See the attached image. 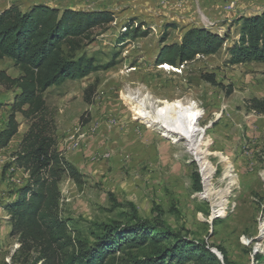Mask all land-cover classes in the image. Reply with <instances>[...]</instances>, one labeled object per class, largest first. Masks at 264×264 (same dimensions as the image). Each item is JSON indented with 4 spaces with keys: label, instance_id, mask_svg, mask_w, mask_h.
<instances>
[{
    "label": "rangeland",
    "instance_id": "rangeland-1",
    "mask_svg": "<svg viewBox=\"0 0 264 264\" xmlns=\"http://www.w3.org/2000/svg\"><path fill=\"white\" fill-rule=\"evenodd\" d=\"M13 6L23 13L46 6L114 16L86 32L78 53L95 60L99 70L43 95L57 148L81 174L77 182L62 179L63 217L85 228L126 223L122 215H132L135 206L142 219L160 220L222 261L221 251L230 264H264V115L249 104L264 99V63L235 65L230 53L242 21L259 15L264 0H0V14ZM196 29L225 37L226 44L184 65H157L164 47L181 45ZM2 73L23 75L9 59L0 60V80ZM139 89L160 108L176 100L195 106L198 157L187 138L134 116L124 93ZM19 92L0 81V133ZM16 119L18 134L0 150V264H41L39 253H19L2 205L29 180L14 165L29 122L20 113ZM199 156L207 158L206 174Z\"/></svg>",
    "mask_w": 264,
    "mask_h": 264
},
{
    "label": "trees",
    "instance_id": "trees-1",
    "mask_svg": "<svg viewBox=\"0 0 264 264\" xmlns=\"http://www.w3.org/2000/svg\"><path fill=\"white\" fill-rule=\"evenodd\" d=\"M113 21L107 12L60 13L46 6L27 13L13 6L0 14V60H11L23 74L17 79L1 74L0 81L15 85L20 92L0 133V150L18 134V113L29 122L14 154L15 167L24 170L29 180L2 204L10 218L11 236L19 239V253L37 252L41 264H230L225 252H220L221 261L204 244L174 234L160 220L142 219L135 206H131L132 215H122L126 223L88 228L61 214L62 179L67 175L77 182L81 174L57 148L54 122L48 117L43 95L54 86L99 70L95 60L78 53L87 31ZM225 44L226 38L218 34L191 30L181 45L164 47L156 63L177 67L196 55L216 54ZM230 53L235 65L264 63V10L242 21L240 40ZM206 79L216 85L213 76ZM249 104L251 110L264 115V99H252ZM194 187L201 191L199 179L194 180Z\"/></svg>",
    "mask_w": 264,
    "mask_h": 264
},
{
    "label": "bare ground",
    "instance_id": "bare-ground-1",
    "mask_svg": "<svg viewBox=\"0 0 264 264\" xmlns=\"http://www.w3.org/2000/svg\"><path fill=\"white\" fill-rule=\"evenodd\" d=\"M142 93L143 91L141 89L135 92L128 90L124 93V97L128 101L134 116L138 120L148 122L151 127L161 128L168 134L187 138L190 151L194 155L196 153L198 157V146L196 142L198 118L195 106L176 100L170 106L160 108L159 106H155L149 97H143ZM182 111L183 113H181ZM199 159L204 169V174H206L208 171L206 166L207 158L205 156H199Z\"/></svg>",
    "mask_w": 264,
    "mask_h": 264
},
{
    "label": "water",
    "instance_id": "water-1",
    "mask_svg": "<svg viewBox=\"0 0 264 264\" xmlns=\"http://www.w3.org/2000/svg\"><path fill=\"white\" fill-rule=\"evenodd\" d=\"M223 258V257H222ZM219 259L222 261L221 257H219Z\"/></svg>",
    "mask_w": 264,
    "mask_h": 264
}]
</instances>
